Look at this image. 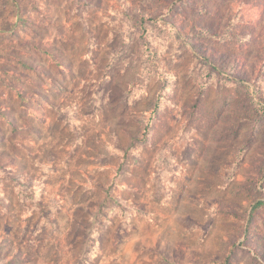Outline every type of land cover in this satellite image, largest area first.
I'll use <instances>...</instances> for the list:
<instances>
[{
	"label": "rangeland",
	"instance_id": "374dc122",
	"mask_svg": "<svg viewBox=\"0 0 264 264\" xmlns=\"http://www.w3.org/2000/svg\"><path fill=\"white\" fill-rule=\"evenodd\" d=\"M0 264H264V0H0Z\"/></svg>",
	"mask_w": 264,
	"mask_h": 264
}]
</instances>
